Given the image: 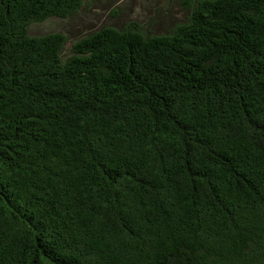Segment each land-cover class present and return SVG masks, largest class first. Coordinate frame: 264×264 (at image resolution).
<instances>
[{
	"label": "trees",
	"instance_id": "16d2710c",
	"mask_svg": "<svg viewBox=\"0 0 264 264\" xmlns=\"http://www.w3.org/2000/svg\"><path fill=\"white\" fill-rule=\"evenodd\" d=\"M87 1L0 0V264H264V0L28 34Z\"/></svg>",
	"mask_w": 264,
	"mask_h": 264
},
{
	"label": "rangeland",
	"instance_id": "374dc122",
	"mask_svg": "<svg viewBox=\"0 0 264 264\" xmlns=\"http://www.w3.org/2000/svg\"><path fill=\"white\" fill-rule=\"evenodd\" d=\"M186 0H88L70 18L52 17L28 28L30 36L60 33L67 38L62 56H69L72 44L103 26L120 27L129 21L142 24L152 34L164 33L184 16Z\"/></svg>",
	"mask_w": 264,
	"mask_h": 264
}]
</instances>
